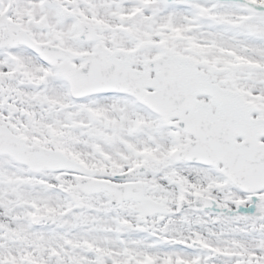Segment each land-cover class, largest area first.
Returning <instances> with one entry per match:
<instances>
[{"label":"snow or ice","instance_id":"6c2138e0","mask_svg":"<svg viewBox=\"0 0 264 264\" xmlns=\"http://www.w3.org/2000/svg\"><path fill=\"white\" fill-rule=\"evenodd\" d=\"M0 264H264V0H0Z\"/></svg>","mask_w":264,"mask_h":264}]
</instances>
